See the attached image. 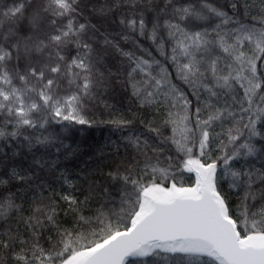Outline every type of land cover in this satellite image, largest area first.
Instances as JSON below:
<instances>
[{
	"label": "snow or ice",
	"instance_id": "obj_1",
	"mask_svg": "<svg viewBox=\"0 0 264 264\" xmlns=\"http://www.w3.org/2000/svg\"><path fill=\"white\" fill-rule=\"evenodd\" d=\"M0 264H264V0H0Z\"/></svg>",
	"mask_w": 264,
	"mask_h": 264
},
{
	"label": "trees",
	"instance_id": "obj_2",
	"mask_svg": "<svg viewBox=\"0 0 264 264\" xmlns=\"http://www.w3.org/2000/svg\"><path fill=\"white\" fill-rule=\"evenodd\" d=\"M115 106V109H119L121 112H126L129 107V99L122 93H117L110 101ZM103 115L97 114L98 119H108V113L106 110H102ZM117 112H113V115H117ZM110 128L108 126H99L92 129H85L82 135H78V139H81L86 144H99L103 143L109 136ZM116 139V136L112 137ZM57 190L60 191V186L57 185ZM70 226V225H69Z\"/></svg>",
	"mask_w": 264,
	"mask_h": 264
}]
</instances>
